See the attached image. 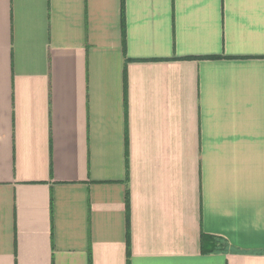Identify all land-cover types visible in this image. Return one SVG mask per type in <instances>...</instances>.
<instances>
[{
  "label": "crops",
  "instance_id": "1",
  "mask_svg": "<svg viewBox=\"0 0 264 264\" xmlns=\"http://www.w3.org/2000/svg\"><path fill=\"white\" fill-rule=\"evenodd\" d=\"M0 264H264V0H0Z\"/></svg>",
  "mask_w": 264,
  "mask_h": 264
},
{
  "label": "trees",
  "instance_id": "2",
  "mask_svg": "<svg viewBox=\"0 0 264 264\" xmlns=\"http://www.w3.org/2000/svg\"><path fill=\"white\" fill-rule=\"evenodd\" d=\"M128 205V204H127ZM128 237H129V230H128V221H127V247L129 249V244H128ZM226 244L223 243L222 241L210 237V236H201V251L202 253H214V252H220L224 251ZM128 253V251H127Z\"/></svg>",
  "mask_w": 264,
  "mask_h": 264
}]
</instances>
